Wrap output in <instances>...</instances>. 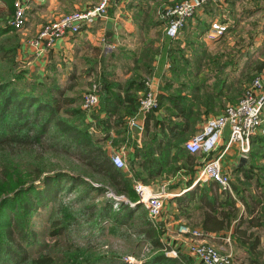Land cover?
<instances>
[{
    "label": "crops",
    "instance_id": "crops-1",
    "mask_svg": "<svg viewBox=\"0 0 264 264\" xmlns=\"http://www.w3.org/2000/svg\"><path fill=\"white\" fill-rule=\"evenodd\" d=\"M163 1L165 0H109L104 18L96 19L90 26H82L74 34L57 39L38 56H34L32 49H27L28 55H31L28 63L32 64L41 77L59 80V86L65 89V96L72 79L89 78L94 71L102 73L101 77L106 78L113 86L107 96L110 98L113 93L122 98L124 84H135L150 77L151 89L164 99V104L156 110L141 115L136 109L128 116L124 114L123 103L119 106L117 115H109L102 107L103 95L99 91L98 104L90 111V117L86 113V118L88 122L96 124V136L107 133L103 148L108 155L114 151L121 155L125 164L133 163L129 176L137 173L140 177H145L143 167L150 168L151 165H143L142 158L134 155V149L141 148L151 137L155 139L156 151L153 156L161 159L163 165L158 168L154 165L157 168L156 174L145 177L143 183L152 182V187L147 186L153 190L160 187L164 190L163 207L155 226L159 233V242L163 247L170 246L174 240L183 241L186 246L204 242L213 245L221 253L228 254L230 264H264V167L258 168L262 172H253L247 154L244 156L246 161L239 162L241 155L236 145L227 144L226 127L221 131L214 149L208 153H188L182 148V142L198 131L204 118L219 114L221 109L204 113L203 106L199 105L197 119L193 122L195 130L178 138L179 152L178 144L167 140L172 130L159 126L160 121L168 118L173 123L179 122L174 110L167 109L170 97L173 96L206 102L210 100V96L222 103L237 101L240 92L235 93V74L238 71L233 67L229 74L221 73L219 79L216 76L217 80L212 74L211 78L204 76L203 71L209 68L200 65L199 55L207 48L193 50L190 41L202 39L208 45L211 41L219 40L218 37H208L209 24L214 20L225 24L226 21L220 16L210 18L208 9L214 0H207L185 21L175 38L157 36L159 26L154 29L155 25L150 21V7ZM21 2L25 14L22 34L29 38L46 21L72 10L92 6L97 0ZM106 23L111 24L109 35H106ZM162 29L164 30V24ZM171 54H180L183 57L173 62ZM132 90L131 88L128 91L136 99L143 92ZM194 110L196 109L193 107L191 112L194 113ZM120 114L122 123L115 121ZM132 116L141 124L140 130L126 126L125 121ZM104 120L106 127L102 130ZM259 135L257 131L250 138L249 146L260 145L258 143L262 138ZM214 158H218L221 170L229 177L228 191H221L210 180L195 181L197 170L203 161ZM263 161L264 158H260V162ZM136 180L140 181L139 178L132 181ZM180 225L197 231L198 235L179 233L177 228ZM181 237L184 238L181 240Z\"/></svg>",
    "mask_w": 264,
    "mask_h": 264
},
{
    "label": "trees",
    "instance_id": "trees-1",
    "mask_svg": "<svg viewBox=\"0 0 264 264\" xmlns=\"http://www.w3.org/2000/svg\"><path fill=\"white\" fill-rule=\"evenodd\" d=\"M7 4L10 5V0H7ZM10 28L9 25L0 27V38H2L0 52L12 58L14 56L13 48L3 49L2 43L8 39L5 34L9 32ZM145 53L149 54L148 51ZM174 56L175 54L170 55L172 58ZM263 67L264 61H261L258 68ZM50 80L51 83L43 92L44 94L38 95L31 91L17 89L11 85L8 79L5 80L0 75V264H56L48 253L44 250L40 251L41 248L38 247L35 250L28 248L36 233L34 229L27 228L25 220V216L34 210V204L29 199V195L34 198L36 204H49L53 208L52 212L55 213V216L48 221L53 228H56L54 232L58 234L74 225L82 214L92 220L96 217V222L99 221V216L106 218L111 215L108 210H110L114 198L110 199V197L102 200L103 202L100 201L99 205L97 203L81 204L78 209L72 210L71 208L75 204L78 205L85 199L91 198L90 193L95 196H103L106 186L92 185L83 177L70 175L59 169H45L42 159L46 152L77 156L87 169L89 176H92L93 173L103 176L108 185L114 189L115 194L125 195L129 199L127 203H134L130 207L123 200H114L117 209L111 216L114 226L116 222L119 224L123 222V218H119L118 211L120 210L127 215L130 212L132 214V210H134L138 212V216L143 217L140 226H135L132 222L129 223V226H133L134 233L138 238L148 240L155 250H159L152 253L143 264H190L184 255L177 253L176 257H169L160 250L162 245L158 240V232L148 221L143 206L136 203V196L132 190L134 178L144 181L145 177L154 176L157 168L163 165L161 159L153 156L156 151L155 139L151 137L148 143H144L141 148L134 149V155L142 158L143 165L146 163L151 165L150 168L149 166L143 167L145 177H140L137 173L127 177L119 168L111 164L109 155L101 144L106 140L107 133L103 132L100 136L90 134L85 126L82 127L80 120L75 122L66 119L68 117L81 119L80 110L72 107L74 100L72 97L64 95L65 89L57 85L53 78ZM130 83L124 84L122 98L116 93H113L111 98L107 97L108 93H111L110 87L113 86L107 82L106 78L101 77L100 81L96 83L98 96L99 91L103 95L102 107L109 115H117L118 108L123 103H125V115L130 116L137 109L136 96L128 90L132 88L134 92L145 91L146 87L143 80L135 82V84ZM170 98L167 109L174 110V115L177 116L176 118L179 117V122L173 123L168 118L165 121H160L159 126L172 130L169 137L167 136V140L176 142L179 152L180 139L178 138L195 130L193 122L196 121L197 114L192 113L191 109L195 107L196 101H194L195 98L186 100L184 96ZM163 100L162 96L157 95V108L164 104ZM154 109L150 111H154ZM121 118L120 114L115 121L122 123ZM105 123L104 120L102 130H105ZM132 164V162L129 163L128 173ZM154 165H157V168ZM61 182L68 184L66 185L67 190L69 187L76 189L75 195L67 202L56 198ZM21 195H24L27 200H21L23 203L18 206L17 198ZM127 219L130 220V215ZM63 260L65 261L63 264L98 263V259H94L91 255H85L80 247L70 250Z\"/></svg>",
    "mask_w": 264,
    "mask_h": 264
},
{
    "label": "rangeland",
    "instance_id": "rangeland-1",
    "mask_svg": "<svg viewBox=\"0 0 264 264\" xmlns=\"http://www.w3.org/2000/svg\"><path fill=\"white\" fill-rule=\"evenodd\" d=\"M178 1L179 0H165L158 4L154 3L150 7V21L155 25L154 29L159 26V28H157L159 33L156 34L157 36H167L162 29L164 18L159 16L160 10ZM210 4L211 5L208 9L210 18L220 16V18L223 19L224 17V21H226V29L220 35L215 36L219 38V40L215 42L211 41L207 45L205 43L206 41L203 42L202 39H192L190 40L192 43L191 46H193V50L195 49L197 51L202 47L207 48L206 51L200 52L201 54L199 55L200 65L203 68H209V70H207L208 72L203 71L204 76H209L211 78L212 74L215 76L213 78L217 80L221 73L225 72L227 75L233 67L238 71L235 74V93H237V91L240 92L238 96L239 98L251 77L255 75H264V67L260 69L258 68L261 61H264V0H214ZM12 8V0H10V5L7 4V0H0V27H5L8 24L7 20L11 17ZM11 28L9 32L5 34L8 39L4 40L2 43L3 49L10 47L13 48L14 56L10 58L7 54L0 52V75H2L3 79H8L11 85L17 89L31 91L39 95L48 88L51 80L41 77L36 72L35 68L31 66L32 64L28 63L31 60V55H28L27 49H29V47L26 45V41L31 37H25L22 34V28ZM1 39L2 38H0V40ZM208 47L210 49H208ZM33 54L34 56H38L35 52ZM175 56L172 58L173 62L178 61V58L181 59L183 57L180 54ZM181 72H183V70H181ZM92 74L89 78L76 77L69 82L70 87L68 88L66 95L73 98L74 103L72 104V107L79 109L82 117L81 119H78L77 117H68L66 119L75 122L80 120L82 127L85 126L88 133L95 135L96 132H91L88 127L90 125L96 127V124L88 122L86 112L80 108L81 95L85 91L90 90L92 84L98 83L103 75L102 73H95V71ZM53 79L57 85L60 84L59 80L55 78ZM210 88L213 89L212 86H210ZM211 98L212 96H210V100H207V102L197 100L194 107V109H196L194 110V113L198 114L199 105L203 106L204 113H207L213 112V109H215L214 112H216V109L219 110V108L222 111L225 105L233 103H222L219 100H213ZM156 109L157 107L154 110ZM87 114L90 117L92 112L91 114L90 112H87ZM213 115L214 114L205 117L204 120ZM125 122H127V120ZM126 126L129 125L126 123ZM258 133H260L259 136L262 138L260 143H258L260 145H251L246 152V157L251 160L250 167L253 169V172H262L258 168L264 167V161L260 162V158H264V128L260 129ZM101 144L105 145L104 142ZM42 160L45 169H59L70 175L83 177L92 185L102 184L106 186V191L103 196H95L93 193H90L91 198L85 199L78 203V205L75 204L72 206V210L78 209L81 204L97 203V205H99L100 201L105 200V198L110 197V199H112V196H118V194H115L114 189L108 185L103 176L96 173L89 176L87 169L83 163L79 161L78 157H75V155L46 152ZM128 166L129 165L126 162L125 167L122 170L123 174L127 177H129ZM144 184L152 187L154 183L144 182ZM66 185L68 184L61 182V186L56 193V198L63 202H67L69 198L73 197L76 193V189H70L69 187L67 190ZM123 197L124 199L129 200L125 195H123ZM29 199L32 201V204H34V210L25 216L26 225L27 228L34 229L36 233L32 243L28 245V248L31 250H35L38 247L41 248L40 251L43 252L42 250H44L48 253L54 259L56 264H63V262H65L63 260L64 256H67L68 252L75 247H80L85 252V255H91L94 259H98V263L96 264H143L148 260V257H150L152 253L159 251L155 250V247L151 246V243H149L148 240L138 238L134 233L133 226H129V223L131 222L135 226H140L143 217L138 216L137 211L135 212L132 210V214L130 212L128 215L125 214L124 211H118L120 215L119 218H123V222L122 224L116 222V227L113 225L114 221L112 220L111 215L114 213V210L117 209V205L114 203L113 199L110 210H108L111 215L108 217L101 218L99 216V221L96 222V217L92 220L82 214L77 218V222L74 225L70 226L60 234L54 232L56 228H53L48 221V219H53L55 216V213L52 212L53 208L50 207L49 204H36L31 195H29ZM21 200L27 199L24 195L19 196L17 198L18 206L23 203ZM124 203H127V201H124ZM127 205L132 207L134 203H127ZM16 210L18 209L16 208ZM129 215L130 220L128 221L127 217ZM150 224L152 225L151 222ZM183 238L184 237H181L180 239L182 240ZM189 246L184 245L183 241L178 242L174 240L171 242L170 246H162L160 247V250L169 257H176L177 253L179 255H184V257H187L190 264H197L198 262L196 263L195 258L190 254Z\"/></svg>",
    "mask_w": 264,
    "mask_h": 264
},
{
    "label": "built area",
    "instance_id": "built-area-1",
    "mask_svg": "<svg viewBox=\"0 0 264 264\" xmlns=\"http://www.w3.org/2000/svg\"><path fill=\"white\" fill-rule=\"evenodd\" d=\"M206 1L179 0L161 9L159 16L164 18L165 34L169 38H175L185 21ZM108 2L109 0H97L92 6L63 13L57 18L43 23L36 33L26 41V45L36 55H40L57 39L67 34H74L82 26H90L96 19L104 18ZM12 5L11 17L7 20V25L13 29L22 28L25 22L24 6L21 0H12ZM225 29V23L217 20L211 21L208 37L218 36ZM143 84L146 89L137 97V113L141 115L154 109L157 105V95L150 87V79L145 77ZM97 104V84H92L91 89L81 95L80 108L87 113ZM127 124L131 128L141 129V124L133 116L127 119ZM225 127L228 130L227 144H235L238 153L245 156L250 138L264 128V75L253 76L244 87L238 100L225 105L219 114L206 118L198 131L182 142V147L188 153H208L216 146L220 133ZM88 128L95 133V127L90 125ZM109 158L114 167L119 169L125 167V162L119 153L111 152ZM208 180L215 182L221 191L230 189L229 177L221 170L218 158L203 161L197 170L195 181ZM132 190L136 196V203L143 206L147 219L152 223V226H156L165 197L163 188L153 190L136 180L132 183ZM112 198L115 201H127L122 195L112 196ZM177 231L192 236L198 235L197 231L188 229L184 225L178 226ZM189 251L199 264H230L228 254L221 253L212 245L204 242L191 244Z\"/></svg>",
    "mask_w": 264,
    "mask_h": 264
},
{
    "label": "water",
    "instance_id": "water-1",
    "mask_svg": "<svg viewBox=\"0 0 264 264\" xmlns=\"http://www.w3.org/2000/svg\"><path fill=\"white\" fill-rule=\"evenodd\" d=\"M105 27H106V30H107V32H106V35H109L110 34V28H111V24L110 23H106V25H105ZM246 161V159H245V157L244 156H241L240 158H239V162H245Z\"/></svg>",
    "mask_w": 264,
    "mask_h": 264
}]
</instances>
